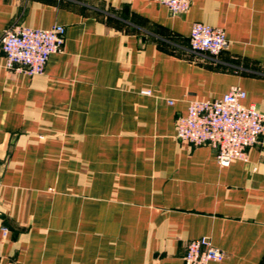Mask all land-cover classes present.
Listing matches in <instances>:
<instances>
[{"label": "crops", "instance_id": "1", "mask_svg": "<svg viewBox=\"0 0 264 264\" xmlns=\"http://www.w3.org/2000/svg\"><path fill=\"white\" fill-rule=\"evenodd\" d=\"M195 22L222 28L227 50L193 52ZM12 25L65 36L40 75L8 72L0 49L3 263L183 264L206 236L225 253L210 264H264V136L228 167L175 137L191 100L232 87L264 114V0H191L180 15L155 0H0V38Z\"/></svg>", "mask_w": 264, "mask_h": 264}, {"label": "built area", "instance_id": "2", "mask_svg": "<svg viewBox=\"0 0 264 264\" xmlns=\"http://www.w3.org/2000/svg\"><path fill=\"white\" fill-rule=\"evenodd\" d=\"M172 14L186 13L191 0H155ZM65 29L54 25L49 29H32L18 25L6 28L0 38L4 67L10 73L28 76L43 73L49 57L61 51ZM190 48L195 53L216 57L227 50L229 41L222 28L201 22L192 24L189 35ZM141 94L149 96L150 90ZM246 93L232 87L221 98L191 100L187 112L179 116L175 124V137L192 146L209 144L215 151L220 167H228L234 161H247L248 149L264 136V114L254 104H243ZM172 104V102H169ZM6 237L8 228H1ZM225 253L216 248L209 237L190 240L186 245L183 264H210L221 262ZM0 264H22L15 260Z\"/></svg>", "mask_w": 264, "mask_h": 264}]
</instances>
